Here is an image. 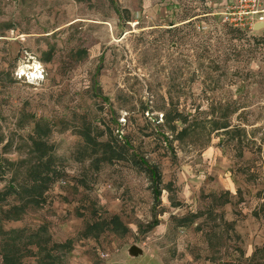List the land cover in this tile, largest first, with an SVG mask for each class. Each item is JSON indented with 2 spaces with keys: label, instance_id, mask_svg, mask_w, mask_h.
Listing matches in <instances>:
<instances>
[{
  "label": "rangeland",
  "instance_id": "1",
  "mask_svg": "<svg viewBox=\"0 0 264 264\" xmlns=\"http://www.w3.org/2000/svg\"><path fill=\"white\" fill-rule=\"evenodd\" d=\"M235 1L0 0V264L4 248L36 264L52 245L56 264H264V29L228 30ZM169 98L205 125L162 129L170 150L149 121ZM115 118L158 167V198L135 166L91 155L86 134L104 141ZM38 119L61 176L35 205L22 185ZM224 120L244 132L212 131Z\"/></svg>",
  "mask_w": 264,
  "mask_h": 264
},
{
  "label": "trees",
  "instance_id": "2",
  "mask_svg": "<svg viewBox=\"0 0 264 264\" xmlns=\"http://www.w3.org/2000/svg\"><path fill=\"white\" fill-rule=\"evenodd\" d=\"M185 23H191V21L187 20ZM174 24H169L173 26ZM197 29H201L202 33L204 32V28L197 27ZM231 29V32H235L240 34L239 30ZM100 98V97H99ZM103 101H107L102 99ZM141 115L144 116V113L147 112L148 107L145 106L141 108ZM189 113H184L177 109L174 106L172 100L168 99V107L164 109V113L161 117V123L158 121V118L151 117L149 121L153 122L157 126V132L160 131L162 134V138L165 141L166 149L170 150V141L168 136L165 135V132L162 129L172 133L173 138L177 140L184 139L191 131H194L198 127H205L204 122L197 119L196 117H192ZM118 118L112 119L110 124L105 125L104 132L100 133L99 137L105 136L104 141H98L97 138H92L89 133L86 134V139L89 141L88 144H91V155L96 157V162L101 163H118V162H127L131 165L135 166L139 171L144 172L149 181L152 183L154 188V194L158 198L160 195L159 185L161 183V175L158 170V167L151 164L143 154L135 149V146L131 144L129 136L132 134L133 130L130 129L127 125L124 128H121V124L117 121ZM41 123H44L42 126ZM212 127V131H220L225 135H229L230 133H235L239 136L240 133L244 131L239 130V128L231 127L229 123L224 121H217L210 123ZM34 130V135L30 138L31 140V149L32 155L34 156L33 167L27 173V180L24 181L27 185H22L23 196L27 199V203H33L35 205H39L45 200L44 194L50 189L51 185L58 181L61 176V171L57 169V161L54 157V154L51 153V146L43 139V135H47L49 132V127L46 122L42 119H38L32 125ZM159 129V130H158ZM240 139V137H239ZM7 192H5L6 194ZM4 194V195H5ZM7 214L9 212L7 211ZM7 216V215H6ZM20 218V213H19ZM7 220H11V216L6 218ZM117 221L118 218L115 216L111 217L105 227L109 224V222ZM104 225L103 222L96 224L93 222L89 224L84 233L81 240L90 241L92 238H95L92 235V231L100 226ZM29 230V236L34 235V230ZM5 233V234H4ZM26 233V230H8V232H2L7 239L4 247L9 246L13 248L12 243L16 240H20ZM16 248V245L14 246ZM55 245H52L49 249L47 248L46 253L47 256L45 260L37 262L36 264H56L57 258H53L52 251L54 250ZM65 247V246H64ZM40 249V248H39ZM17 250V249H16ZM17 254L9 253L3 250V254L1 256L3 264H21L17 262ZM52 257H51V256ZM20 257V256H19Z\"/></svg>",
  "mask_w": 264,
  "mask_h": 264
},
{
  "label": "built area",
  "instance_id": "3",
  "mask_svg": "<svg viewBox=\"0 0 264 264\" xmlns=\"http://www.w3.org/2000/svg\"><path fill=\"white\" fill-rule=\"evenodd\" d=\"M223 25L241 32L254 31L257 23L264 25V0H236L233 6H227L219 11ZM107 257V254H101Z\"/></svg>",
  "mask_w": 264,
  "mask_h": 264
},
{
  "label": "water",
  "instance_id": "4",
  "mask_svg": "<svg viewBox=\"0 0 264 264\" xmlns=\"http://www.w3.org/2000/svg\"><path fill=\"white\" fill-rule=\"evenodd\" d=\"M261 29H264V25L262 23H257L253 26L254 31H258ZM142 255H143L142 249L139 248L138 246L133 245L127 250V256L131 259H136Z\"/></svg>",
  "mask_w": 264,
  "mask_h": 264
},
{
  "label": "crops",
  "instance_id": "5",
  "mask_svg": "<svg viewBox=\"0 0 264 264\" xmlns=\"http://www.w3.org/2000/svg\"><path fill=\"white\" fill-rule=\"evenodd\" d=\"M185 23V22H184ZM142 252H143V254H145V252L143 251V249H142ZM141 257V256H140ZM139 258V257H138Z\"/></svg>",
  "mask_w": 264,
  "mask_h": 264
}]
</instances>
